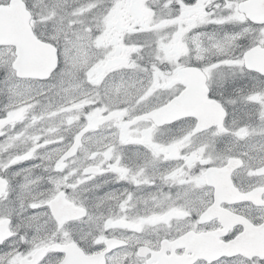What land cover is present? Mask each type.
<instances>
[{
	"label": "snow or ice",
	"instance_id": "6c2138e0",
	"mask_svg": "<svg viewBox=\"0 0 264 264\" xmlns=\"http://www.w3.org/2000/svg\"><path fill=\"white\" fill-rule=\"evenodd\" d=\"M0 264H264V0H0Z\"/></svg>",
	"mask_w": 264,
	"mask_h": 264
}]
</instances>
